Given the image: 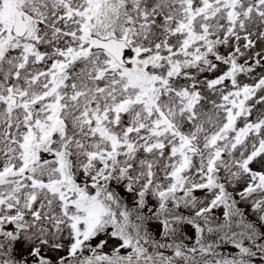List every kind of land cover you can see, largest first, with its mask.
Listing matches in <instances>:
<instances>
[{
  "label": "snow or ice",
  "instance_id": "6c2138e0",
  "mask_svg": "<svg viewBox=\"0 0 264 264\" xmlns=\"http://www.w3.org/2000/svg\"><path fill=\"white\" fill-rule=\"evenodd\" d=\"M0 264H264V0H0Z\"/></svg>",
  "mask_w": 264,
  "mask_h": 264
}]
</instances>
